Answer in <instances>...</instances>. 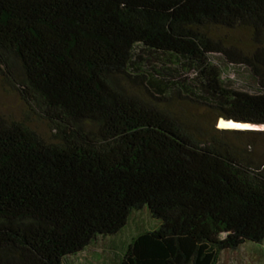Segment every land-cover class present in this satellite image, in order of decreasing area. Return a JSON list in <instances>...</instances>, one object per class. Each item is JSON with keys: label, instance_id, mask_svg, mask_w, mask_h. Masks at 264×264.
Listing matches in <instances>:
<instances>
[{"label": "trees", "instance_id": "16d2710c", "mask_svg": "<svg viewBox=\"0 0 264 264\" xmlns=\"http://www.w3.org/2000/svg\"><path fill=\"white\" fill-rule=\"evenodd\" d=\"M222 30L248 31L251 50ZM144 55L174 67L147 73ZM213 55L257 92L228 87ZM0 79L52 131L0 119V264H64L145 208L161 224L121 264H217L264 242V162L230 143L262 133L218 127L264 126V0H0Z\"/></svg>", "mask_w": 264, "mask_h": 264}, {"label": "rangeland", "instance_id": "374dc122", "mask_svg": "<svg viewBox=\"0 0 264 264\" xmlns=\"http://www.w3.org/2000/svg\"><path fill=\"white\" fill-rule=\"evenodd\" d=\"M219 38L226 41L227 46H234L238 49L251 50L250 33L245 30L234 32L216 31ZM145 56V55H144ZM214 64L223 70V81L234 90L255 94L257 84L252 77L250 70L244 65H235L230 63L222 55H213ZM144 71L152 72L154 65L162 67H174L173 64L157 61L145 56ZM131 90L138 92V87L129 85ZM140 93V92H139ZM169 109L178 115L185 122L201 125L206 131H211L216 124V115L206 106L191 103L175 101ZM25 105L14 94L4 87L0 79V119L7 121L27 122L34 131H36L45 140L52 139V131L48 124L36 120L34 117L28 118ZM217 127V126H216ZM244 130H252L262 133L260 135L248 134L242 139H231L233 147L241 150H247L255 159L264 162V127L251 126ZM160 222L150 217L148 208L142 211H135L129 219L128 225L117 236L101 238L91 248L85 252L64 259V264H121L124 254L131 241L142 231L154 230L160 226ZM217 264H264V242L261 244L248 242L236 251H225L222 253Z\"/></svg>", "mask_w": 264, "mask_h": 264}, {"label": "bare ground", "instance_id": "6f19581e", "mask_svg": "<svg viewBox=\"0 0 264 264\" xmlns=\"http://www.w3.org/2000/svg\"><path fill=\"white\" fill-rule=\"evenodd\" d=\"M251 126L252 125H250V124H242V123H235L233 121L222 120L218 127L220 129H227V130H244L247 128H252Z\"/></svg>", "mask_w": 264, "mask_h": 264}, {"label": "water", "instance_id": "95a60500", "mask_svg": "<svg viewBox=\"0 0 264 264\" xmlns=\"http://www.w3.org/2000/svg\"><path fill=\"white\" fill-rule=\"evenodd\" d=\"M222 120H220L219 122H218V126L220 125V122H221Z\"/></svg>", "mask_w": 264, "mask_h": 264}]
</instances>
